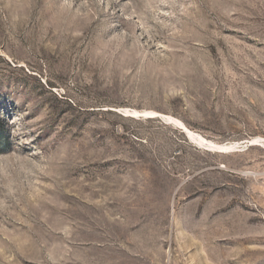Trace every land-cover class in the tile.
<instances>
[{"label": "rangeland", "instance_id": "obj_1", "mask_svg": "<svg viewBox=\"0 0 264 264\" xmlns=\"http://www.w3.org/2000/svg\"><path fill=\"white\" fill-rule=\"evenodd\" d=\"M0 264H264V0H0Z\"/></svg>", "mask_w": 264, "mask_h": 264}, {"label": "bare ground", "instance_id": "obj_2", "mask_svg": "<svg viewBox=\"0 0 264 264\" xmlns=\"http://www.w3.org/2000/svg\"><path fill=\"white\" fill-rule=\"evenodd\" d=\"M135 111V110H134ZM125 113L126 114H128V115H130L131 113H135V112H133V111H128V110H125ZM152 114V113H151ZM127 115V116H128ZM144 116V115H143ZM139 117V116H138ZM171 117V116H170ZM170 117H166V119H171ZM163 118V117H162ZM164 119H165V117H164ZM177 123H178V121H177ZM174 124H176V121H175V123ZM181 124V123H180ZM182 125V124H181ZM184 128V127H183ZM185 131L187 132V134H188V137L192 140V141H194L196 144H198V146L199 145H201V146H203V147H205L206 149H209L210 151L211 150H216V151H219V152H229V151H232V150H234V148L235 147H237L238 146V142L235 144V142H234V144L233 143H231V144H216V143H213L212 141H209V140H207V139H205V138H203V137H201L200 135H197V134H194L193 132H191L190 130H187L186 128H185ZM258 141H257V138H255V139H253L252 140V143H254V144H256ZM236 150V149H235Z\"/></svg>", "mask_w": 264, "mask_h": 264}, {"label": "water", "instance_id": "obj_3", "mask_svg": "<svg viewBox=\"0 0 264 264\" xmlns=\"http://www.w3.org/2000/svg\"><path fill=\"white\" fill-rule=\"evenodd\" d=\"M251 145H254V143H252V140H245V141L239 143L238 146L235 148L242 149L244 147L251 146Z\"/></svg>", "mask_w": 264, "mask_h": 264}]
</instances>
